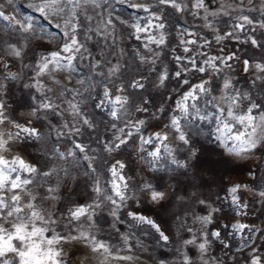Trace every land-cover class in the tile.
<instances>
[{
  "label": "snow or ice",
  "instance_id": "6c2138e0",
  "mask_svg": "<svg viewBox=\"0 0 264 264\" xmlns=\"http://www.w3.org/2000/svg\"><path fill=\"white\" fill-rule=\"evenodd\" d=\"M13 3L0 0V264H239L245 251L264 264V226L219 215L196 139L214 123L221 155L259 156L224 198L240 217L264 212V0H29L55 34Z\"/></svg>",
  "mask_w": 264,
  "mask_h": 264
},
{
  "label": "rangeland",
  "instance_id": "374dc122",
  "mask_svg": "<svg viewBox=\"0 0 264 264\" xmlns=\"http://www.w3.org/2000/svg\"><path fill=\"white\" fill-rule=\"evenodd\" d=\"M29 0H14L13 8L15 9L17 15L22 17L31 16L35 19L38 30H42L45 34H55L54 25L49 24L45 21L39 14L34 13L28 7ZM117 13L122 17L135 20L137 15L143 16V13H136L134 10H131L127 7L117 5ZM11 10V9H9ZM170 11V10H169ZM172 24L176 27L177 31L180 29V25L183 23L182 18H177L176 14H173L171 18ZM175 35V33H174ZM58 38V37H57ZM131 44H136L137 42L132 40L129 41ZM247 47V46H245ZM251 51V50H250ZM24 99V94L20 90L19 85L12 86L10 85L9 92V103L12 105L14 111H24L20 107L18 101ZM200 129L202 130V135L198 136L196 139L198 141V147L201 148L203 155L201 159L203 161L202 167L205 169V178L212 179L215 178L217 187L213 188V191H219L221 195V200L217 201L218 206L222 208V211L219 213L221 217H233L236 219L242 220V222H251L257 225L264 226V212L261 211L262 206L260 204H253L252 208L249 209L250 215L248 217H240L236 215L233 210L232 205L228 199H225L226 188L229 186L232 181H250L248 172L250 169L256 170L254 168V160H258L259 156L253 158V160H242L235 157L229 156L227 153L221 155L222 150L216 146L214 142L215 136V124L214 123H201ZM211 141V142H210ZM260 172L264 174V167L260 169ZM183 186V185H181ZM246 199L251 200V194H245ZM142 210L147 211V208L142 206ZM230 243L232 244L233 252L240 247L242 241L239 234H234L233 236L228 237ZM146 242L149 244V252L156 257L169 258L171 253L168 249L159 248L152 244L151 238L146 237ZM262 249H264V243H261ZM215 252L217 255L223 254V249L220 248L219 244L215 245ZM147 255V254H145ZM248 252L245 251L243 254L238 256L239 264H248L247 260ZM76 264H79L77 261Z\"/></svg>",
  "mask_w": 264,
  "mask_h": 264
}]
</instances>
